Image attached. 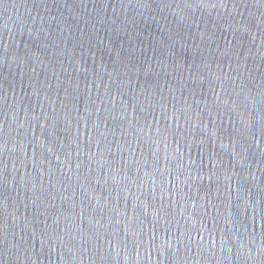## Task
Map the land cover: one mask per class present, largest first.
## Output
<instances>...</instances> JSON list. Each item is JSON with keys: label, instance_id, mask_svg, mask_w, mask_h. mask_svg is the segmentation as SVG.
Segmentation results:
<instances>
[{"label": "water", "instance_id": "water-1", "mask_svg": "<svg viewBox=\"0 0 264 264\" xmlns=\"http://www.w3.org/2000/svg\"><path fill=\"white\" fill-rule=\"evenodd\" d=\"M0 264H264V0H0Z\"/></svg>", "mask_w": 264, "mask_h": 264}]
</instances>
